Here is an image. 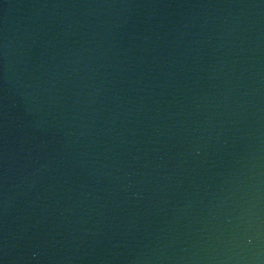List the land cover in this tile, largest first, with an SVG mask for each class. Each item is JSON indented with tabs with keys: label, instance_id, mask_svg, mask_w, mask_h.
I'll return each mask as SVG.
<instances>
[{
	"label": "water",
	"instance_id": "water-1",
	"mask_svg": "<svg viewBox=\"0 0 264 264\" xmlns=\"http://www.w3.org/2000/svg\"><path fill=\"white\" fill-rule=\"evenodd\" d=\"M0 264H264V0H0Z\"/></svg>",
	"mask_w": 264,
	"mask_h": 264
}]
</instances>
